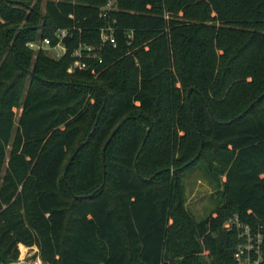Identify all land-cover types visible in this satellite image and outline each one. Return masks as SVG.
Returning <instances> with one entry per match:
<instances>
[{
  "label": "trees",
  "instance_id": "trees-1",
  "mask_svg": "<svg viewBox=\"0 0 264 264\" xmlns=\"http://www.w3.org/2000/svg\"><path fill=\"white\" fill-rule=\"evenodd\" d=\"M108 3L0 0V264H236L238 224L264 235V0ZM114 18L87 69L27 45Z\"/></svg>",
  "mask_w": 264,
  "mask_h": 264
},
{
  "label": "built area",
  "instance_id": "built-area-1",
  "mask_svg": "<svg viewBox=\"0 0 264 264\" xmlns=\"http://www.w3.org/2000/svg\"><path fill=\"white\" fill-rule=\"evenodd\" d=\"M113 2L114 0H109L107 5L101 7L102 16L108 17V11L112 8ZM70 16L74 17L73 14ZM116 23V18L108 21L107 24L101 28L100 38L96 42L88 43L82 40L75 41L76 30L82 31L81 27H76L75 25L73 27L59 28L55 32L54 37L38 36L37 38L30 40L27 45L35 52L46 50L52 57L61 58L71 50L67 41L76 42L77 45L74 46L72 50V56H75L76 58L70 66L69 71H73L75 68L87 69L89 67L87 61L89 58L101 60L99 49L106 44L117 46L118 39L116 35ZM227 227L230 228L231 224L227 223ZM238 228L240 230V240L235 251L236 264H264V251L262 246L264 235L261 230L254 229L248 224H238Z\"/></svg>",
  "mask_w": 264,
  "mask_h": 264
},
{
  "label": "rangeland",
  "instance_id": "rangeland-1",
  "mask_svg": "<svg viewBox=\"0 0 264 264\" xmlns=\"http://www.w3.org/2000/svg\"><path fill=\"white\" fill-rule=\"evenodd\" d=\"M42 1L46 2V0ZM3 60L0 62V67L3 64ZM184 182L187 194V207L197 218L206 216L215 206V184L203 170L198 169L189 172L185 176ZM38 260L42 261L41 257L38 256V247L35 245L26 248L22 247L20 259L16 263L39 264ZM42 264L45 263L42 261Z\"/></svg>",
  "mask_w": 264,
  "mask_h": 264
},
{
  "label": "bare ground",
  "instance_id": "bare-ground-1",
  "mask_svg": "<svg viewBox=\"0 0 264 264\" xmlns=\"http://www.w3.org/2000/svg\"><path fill=\"white\" fill-rule=\"evenodd\" d=\"M39 264H42V261L41 260H38L37 261ZM14 264H22V263H14Z\"/></svg>",
  "mask_w": 264,
  "mask_h": 264
},
{
  "label": "crops",
  "instance_id": "crops-1",
  "mask_svg": "<svg viewBox=\"0 0 264 264\" xmlns=\"http://www.w3.org/2000/svg\"><path fill=\"white\" fill-rule=\"evenodd\" d=\"M26 247H28V246H26ZM24 262V261H23ZM16 263V262H15Z\"/></svg>",
  "mask_w": 264,
  "mask_h": 264
}]
</instances>
